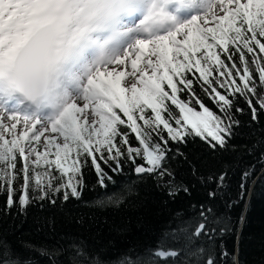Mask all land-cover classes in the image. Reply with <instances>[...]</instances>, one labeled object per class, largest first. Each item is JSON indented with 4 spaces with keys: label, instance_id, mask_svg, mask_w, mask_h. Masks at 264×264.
Segmentation results:
<instances>
[{
    "label": "snow or ice",
    "instance_id": "6c2138e0",
    "mask_svg": "<svg viewBox=\"0 0 264 264\" xmlns=\"http://www.w3.org/2000/svg\"><path fill=\"white\" fill-rule=\"evenodd\" d=\"M241 102L259 123L264 0H0V215L80 201L88 170L106 194L98 205L119 208L149 179L171 199L190 194L172 161L196 138L235 151ZM243 147L259 151L264 175V140ZM117 174L135 179L108 195ZM200 179L215 199L228 172ZM258 179L256 163L245 167L226 207ZM226 230L200 205L178 213L154 249L116 264H218L213 244ZM20 247L0 233V264H111L80 237Z\"/></svg>",
    "mask_w": 264,
    "mask_h": 264
},
{
    "label": "trees",
    "instance_id": "16d2710c",
    "mask_svg": "<svg viewBox=\"0 0 264 264\" xmlns=\"http://www.w3.org/2000/svg\"><path fill=\"white\" fill-rule=\"evenodd\" d=\"M241 107L246 112L239 117L243 125L238 130L240 134L232 140L235 151H214L196 138L180 148L187 159L177 157L172 161L177 183L187 185L190 194L181 192L171 199L165 189L156 187L149 179L136 186L139 196L128 197L119 208L114 204L98 205L96 201L105 199L106 194L95 186L94 171L88 170V187L80 201L73 200L60 208L33 206L27 215L16 212L0 215V233L21 253L22 243L53 246L60 243L63 236L80 237L105 260L116 264L122 254L141 252L150 247L154 249L165 229L174 226L178 213L191 216L200 205H205L214 209L221 219V226L227 228L223 235L216 236L213 244L218 264H264V175H261V166L256 161L259 151L250 156L243 147L264 140V116L259 117V123H253L247 106L241 102ZM254 163L260 179L251 188L250 196L226 207L238 197L242 170ZM193 168L196 175H193ZM225 170L228 179L224 189L215 199H209L208 193L215 190L216 185L206 180L202 182L200 177L218 176ZM115 179L117 183L109 187L108 195L119 193L122 185L131 183L135 177L117 174ZM5 199L0 195V206L4 205ZM80 219L82 224L77 223ZM36 259L39 264H47L40 257Z\"/></svg>",
    "mask_w": 264,
    "mask_h": 264
},
{
    "label": "rangeland",
    "instance_id": "374dc122",
    "mask_svg": "<svg viewBox=\"0 0 264 264\" xmlns=\"http://www.w3.org/2000/svg\"><path fill=\"white\" fill-rule=\"evenodd\" d=\"M132 79H133L132 77H128L125 83H127L129 80H132Z\"/></svg>",
    "mask_w": 264,
    "mask_h": 264
}]
</instances>
